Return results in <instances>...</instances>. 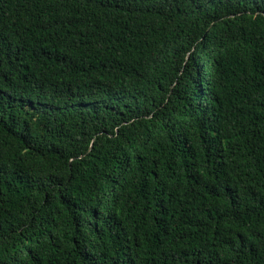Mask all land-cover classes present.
<instances>
[{
	"label": "trees",
	"instance_id": "16d2710c",
	"mask_svg": "<svg viewBox=\"0 0 264 264\" xmlns=\"http://www.w3.org/2000/svg\"><path fill=\"white\" fill-rule=\"evenodd\" d=\"M0 264H264V0H0Z\"/></svg>",
	"mask_w": 264,
	"mask_h": 264
}]
</instances>
